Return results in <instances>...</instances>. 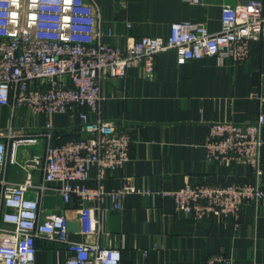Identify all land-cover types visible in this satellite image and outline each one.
Masks as SVG:
<instances>
[{"label": "built area", "instance_id": "2783aa9c", "mask_svg": "<svg viewBox=\"0 0 264 264\" xmlns=\"http://www.w3.org/2000/svg\"><path fill=\"white\" fill-rule=\"evenodd\" d=\"M192 1V0H185ZM125 0L121 6L124 7ZM94 0H0V107L27 108L32 114L73 112L87 107L96 118L79 113L83 136L48 145L43 156L22 162L25 169H40L43 184L36 186L28 172L21 182L6 179V167L18 164L20 145L36 144L42 131L16 134L13 127H0V264H36L39 239L63 246L70 256L63 264H124L115 247H101L105 233L103 204L110 199L121 209L127 194L138 193L131 178L116 190L101 185L105 171L123 168L129 159L131 139L117 122L98 116L104 78L121 80L129 67L139 63L145 76H153L155 57L174 51L178 64L204 57L218 62L246 61L250 45L264 34V1L225 5L220 28L212 32L195 22H174L165 37L143 36L120 48L102 41ZM263 116L255 121L211 122L207 125L205 157L235 161L260 174ZM50 130V126L45 127ZM7 139V144L4 140ZM96 168L98 185L89 188L88 168ZM56 191L63 202H78V232L83 240L70 238L68 218L62 213L42 214L40 198L28 192ZM171 196L175 212L195 219L217 218L238 223L243 204H256L264 191L255 183L211 185L187 184L163 192ZM93 236L95 241H87ZM205 264H231L214 255Z\"/></svg>", "mask_w": 264, "mask_h": 264}, {"label": "crops", "instance_id": "0c3cea01", "mask_svg": "<svg viewBox=\"0 0 264 264\" xmlns=\"http://www.w3.org/2000/svg\"><path fill=\"white\" fill-rule=\"evenodd\" d=\"M94 1L102 41L124 48L143 36H167L174 22L202 23L215 32L223 6L256 0H125L124 7L122 0ZM100 92L103 101L98 116L115 120L131 139L128 161L121 169L105 171L100 183L106 190H116L131 178L139 192L124 196L119 210L113 209L110 199L104 202L105 233L98 244L118 248L124 264H205L214 255L231 264H264V197L256 204H243L236 224L175 212L171 196L163 194L204 182L255 183L264 191V126L258 176L245 164L208 160L204 150L209 123L264 118V34L251 43L246 61L204 57L178 64L176 53L165 51L155 57L153 76H145L137 63L121 80L102 79ZM80 112L97 117L87 107L51 115L0 107L1 128L11 125L16 134L44 133L36 144L18 147L19 163L6 167V179L23 181L29 170L22 162L43 156L48 145L83 136ZM47 125L50 130L45 129ZM29 174L34 185L43 184L42 170ZM96 174V168L89 166L88 179L82 184L95 188ZM28 195L40 198L42 214L62 213L70 221L76 218L75 199L65 205L54 190L40 194L33 189ZM117 212L118 222H110L109 214ZM70 238L83 240L77 233H70ZM87 241L95 239L91 236ZM69 256L58 243L36 241V264H63Z\"/></svg>", "mask_w": 264, "mask_h": 264}, {"label": "water", "instance_id": "95a60500", "mask_svg": "<svg viewBox=\"0 0 264 264\" xmlns=\"http://www.w3.org/2000/svg\"><path fill=\"white\" fill-rule=\"evenodd\" d=\"M118 218H119V213L117 212L116 214H112L110 213L109 214V219L111 220L110 222H114V223H117L118 222ZM78 223L75 222V221H70L68 220L67 222V230L69 233H77L78 232ZM114 227H117V226H114ZM114 230L116 231L117 229L114 228Z\"/></svg>", "mask_w": 264, "mask_h": 264}, {"label": "rangeland", "instance_id": "374dc122", "mask_svg": "<svg viewBox=\"0 0 264 264\" xmlns=\"http://www.w3.org/2000/svg\"><path fill=\"white\" fill-rule=\"evenodd\" d=\"M17 118H18V117H17ZM16 120H17V119H16ZM16 120H15V121H16Z\"/></svg>", "mask_w": 264, "mask_h": 264}]
</instances>
